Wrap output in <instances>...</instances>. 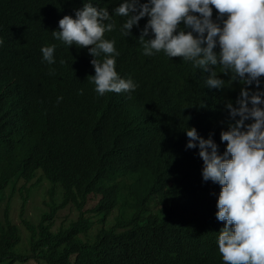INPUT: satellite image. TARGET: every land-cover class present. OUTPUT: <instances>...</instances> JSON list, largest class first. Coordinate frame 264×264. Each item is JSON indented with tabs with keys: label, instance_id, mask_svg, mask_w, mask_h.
Returning a JSON list of instances; mask_svg holds the SVG:
<instances>
[{
	"label": "trees",
	"instance_id": "16d2710c",
	"mask_svg": "<svg viewBox=\"0 0 264 264\" xmlns=\"http://www.w3.org/2000/svg\"><path fill=\"white\" fill-rule=\"evenodd\" d=\"M77 2L37 0L16 32L0 27V207L8 196L0 221V264H223L218 232L224 222L216 218L219 194L200 185V156L190 164L180 150L188 140L181 126L185 121L168 125L180 131L177 135H142L157 116L181 113L196 121L188 108L199 91L191 90V82L209 74L181 57L159 56L154 62L140 55V67L129 75L141 76L151 93H140L133 104L124 102L125 97L96 96L86 82L42 98L40 90L59 74L55 65L43 67L40 50L55 38L59 15ZM121 2L96 0L109 9L115 24L107 38L115 40L117 64L131 67L138 53L126 47L140 43L148 17L132 28L138 31L119 40L115 31L126 20L115 14ZM217 16L213 7L214 21ZM146 38L154 37L150 33ZM215 71L219 75L220 67ZM220 78L225 88L213 89L205 98L215 126H204L216 128L201 134L192 127L204 139L211 135L222 155L226 142L220 134L233 122L225 105L231 101L236 106L243 85L231 84L223 74ZM260 79L264 90V77ZM41 193L44 206L32 223L25 218L26 205ZM15 198L28 233L26 244L10 217ZM152 199L157 200L153 209L148 204ZM68 206L77 212L76 220L55 227L59 211Z\"/></svg>",
	"mask_w": 264,
	"mask_h": 264
},
{
	"label": "clouds",
	"instance_id": "9594fccd",
	"mask_svg": "<svg viewBox=\"0 0 264 264\" xmlns=\"http://www.w3.org/2000/svg\"><path fill=\"white\" fill-rule=\"evenodd\" d=\"M36 1L0 0V27L16 32L15 27L33 13ZM213 7L218 13L215 21ZM115 14L126 18L115 31L119 40L138 31V27L132 28L148 17L139 36L141 44L137 40V46L126 47L130 53H138L131 67L115 60L119 55L115 40L107 38L115 28L109 9L100 8L96 0H79L59 15L58 30L52 32L55 38L46 40L40 50L43 67L55 65L59 77L55 74L39 95L47 100L86 82L96 96L125 97L124 102L133 104L140 93H151L150 84L141 76L129 75L140 67V55L154 62L159 56L181 57L208 73V78L191 82V90L199 91L197 101L188 108L196 121L185 120L181 113L157 116L142 135L150 132L155 137L168 131L177 135L180 131H171L168 125L185 121L181 126L187 129L188 140L180 150L190 164L200 156V185L219 194L216 218L224 222L218 232L223 264H264V90L260 87L264 77V0H122ZM150 33L154 38H146ZM3 43L0 39V48ZM216 66L221 69L219 75ZM221 74L229 77L231 84L238 81L243 85L236 106L231 101L225 105L233 122L220 134L221 142H226L222 155L211 135L208 139L198 135L207 133L206 128H216L204 126L215 123L208 117L213 108L210 104L206 108L205 98L213 89L225 88ZM249 120L252 122L246 124ZM170 180L171 175L167 177ZM156 202L150 200L149 207L153 209Z\"/></svg>",
	"mask_w": 264,
	"mask_h": 264
},
{
	"label": "rangeland",
	"instance_id": "374dc122",
	"mask_svg": "<svg viewBox=\"0 0 264 264\" xmlns=\"http://www.w3.org/2000/svg\"><path fill=\"white\" fill-rule=\"evenodd\" d=\"M44 187H47L46 184H44ZM9 189H7L4 193V195H8ZM18 196V194H16ZM42 198L43 194H38L34 198H31L26 205L25 209V218L30 220L32 223H36L38 217L40 216V211L43 208V203H42ZM8 199V196L4 198V201L1 204L0 207V221L3 222V212L5 209V201ZM19 209L20 205L18 203V199L15 198L12 201L11 208H10V217L12 221L19 226L21 230V235L23 239V243L26 244L27 242V237L28 233L25 230V228L22 226L20 217H19ZM78 214L77 212L72 208V206H68L62 210L59 211L56 222H55V227H59L63 223H69L70 221L76 220ZM54 229V228H53Z\"/></svg>",
	"mask_w": 264,
	"mask_h": 264
}]
</instances>
